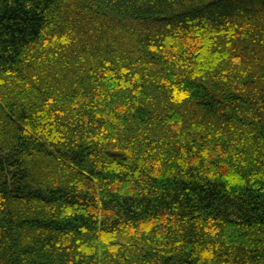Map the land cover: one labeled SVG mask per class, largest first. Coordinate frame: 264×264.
I'll use <instances>...</instances> for the list:
<instances>
[{
  "label": "trees",
  "instance_id": "obj_1",
  "mask_svg": "<svg viewBox=\"0 0 264 264\" xmlns=\"http://www.w3.org/2000/svg\"><path fill=\"white\" fill-rule=\"evenodd\" d=\"M0 264H264V0H0Z\"/></svg>",
  "mask_w": 264,
  "mask_h": 264
}]
</instances>
